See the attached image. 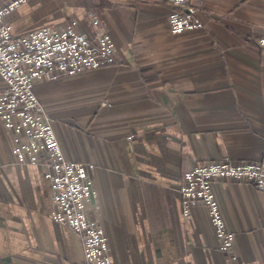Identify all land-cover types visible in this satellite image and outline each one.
Masks as SVG:
<instances>
[{
  "label": "crops",
  "instance_id": "obj_1",
  "mask_svg": "<svg viewBox=\"0 0 264 264\" xmlns=\"http://www.w3.org/2000/svg\"><path fill=\"white\" fill-rule=\"evenodd\" d=\"M193 2L204 27L178 34L163 0H28L4 18L22 34L97 7L115 42L112 64L35 84L64 155L94 163L115 264H264V190L214 178L233 261L203 206L183 216L179 192L198 160H264V0ZM11 145L0 120V264H83L81 235L48 215L44 168Z\"/></svg>",
  "mask_w": 264,
  "mask_h": 264
},
{
  "label": "built area",
  "instance_id": "obj_2",
  "mask_svg": "<svg viewBox=\"0 0 264 264\" xmlns=\"http://www.w3.org/2000/svg\"><path fill=\"white\" fill-rule=\"evenodd\" d=\"M170 5L172 33L203 26L199 10L190 0H164ZM27 0L0 3V119L13 133L12 151L20 162L44 167L50 183V215L82 236L83 264H114L108 250V236L99 217L96 190L88 168L93 162L67 159L60 148L45 106L34 93L36 81L76 74L114 60L115 45L95 10L85 25L69 19L15 35L4 18ZM264 48V32L256 39ZM129 138H133L129 135ZM232 177L264 190V160L232 161L228 158L198 161L182 174L179 192L182 213L191 216L193 207L205 208L216 248L235 260V232L224 218L215 194L214 178Z\"/></svg>",
  "mask_w": 264,
  "mask_h": 264
},
{
  "label": "rangeland",
  "instance_id": "obj_3",
  "mask_svg": "<svg viewBox=\"0 0 264 264\" xmlns=\"http://www.w3.org/2000/svg\"><path fill=\"white\" fill-rule=\"evenodd\" d=\"M28 1V0H27ZM164 1V0H163ZM103 2H107V1H102L101 3H103ZM108 3V2H107ZM167 3V2H166ZM168 4V3H167ZM190 4H192L194 7H196L198 10L200 9L197 5H195L194 4V2H193V0H190ZM169 5V4H168ZM169 9H170V5H169ZM91 10H95L97 13H98V15H99V17H100V20H101V24H102V19H101V15H100V13H99V11H98V8L96 7V8H92ZM91 10H89V11H91ZM12 12V11H11ZM10 12V13H11ZM169 12V11H168ZM88 14H89V12H87V14L84 16V17H82V18H75V19H78L79 20V25H81V26H83V25H85V23L87 22V20L88 19H86L87 17H88ZM199 14H200V18H201V20H202V22H203V26L202 27H204V21H203V19H202V17H201V13H200V10H199ZM8 15V14H7ZM74 17H72V18H69V19H73ZM68 19V20H69ZM167 19H168V14H167ZM67 21V20H66ZM6 22V21H5ZM7 23V22H6ZM61 23V22H60ZM8 24H10V23H8ZM54 24V23H53ZM11 26H12V30H13V25L12 24H10ZM168 25H169V22H168ZM103 26V25H102ZM103 28L108 32V30L103 26ZM201 28V27H200ZM197 29V28H196ZM169 30H170V28H169ZM191 30V29H190ZM186 31V30H185ZM171 32V31H170ZM182 32H184V31H182ZM264 32V31H263ZM14 33V32H13ZM109 33V32H108ZM172 33V32H171ZM181 33V32H180ZM110 34V33H109ZM173 34H178V33H173ZM262 34V33H261ZM260 34V35H261ZM15 35H18V34H15ZM259 35V36H260ZM111 36V35H110ZM259 36H257L256 37V39L259 37ZM112 38V37H111ZM112 40H113V38H112ZM113 42H114V40H113ZM256 44H257V42H256ZM114 45H115V42H114ZM258 45V44H257ZM260 47V46H259ZM264 49V48H263ZM115 53H116V46H115V52H114V60L112 61V62H110L109 64H112L114 61H115ZM109 64H106V65H109ZM106 65H103V66H106ZM100 67H102V66H100ZM100 67H98V68H100ZM91 69H97V68H91ZM91 69H85V70H91ZM85 70H82V71H85ZM82 71H80V72H82ZM79 73V72H78ZM77 74V73H76ZM71 75H75V74H71ZM62 76H69V75H62ZM60 77V76H59ZM46 79H49V78H46ZM46 79H43V80H39V81H36L35 83H34V85H33V90H34V93L37 95V97H38V99L41 101V103L45 106V104H44V102L41 100V98H40V96L37 94V92H36V90H35V84L36 83H38V82H41V81H44V80H46ZM54 79V78H53ZM2 80V79H1ZM3 82V81H2ZM2 85H3V83H2ZM1 85V86H2ZM45 108H46V106H45ZM46 111L48 112V114L50 115V117H51V113L49 112V110L46 108ZM1 120V119H0ZM1 122H2V120H1ZM51 123H52V117H51ZM2 125H3V127H4V129L6 130V132H7V134L10 136V138H11V141H12V145H11V152H12V154L14 155V153H13V151H12V147H13V145H14V141H13V133L10 131V130H8L5 126H4V124H3V122H2ZM53 126V125H52ZM54 129V128H53ZM55 131V130H54ZM56 134V133H55ZM130 135H132L133 136V138L135 137V135L134 134H130ZM57 136V135H56ZM128 138H129V135H128ZM133 138H129V139H133ZM58 139V138H57ZM58 142H59V140H58ZM59 145H60V143H59ZM60 148H61V146H60ZM61 151H62V149H61ZM62 153H63V151H62ZM63 155H64V153H63ZM65 156V155H64ZM14 157H15V160L17 161V162H19V163H22V164H32V163H26V162H20V161H18L17 160V158H16V156L14 155ZM66 157V156H65ZM67 158V157H66ZM223 158H228V159H230V160H232V161H241V160H235V159H233V158H230V157H228V156H225V157H221V158H219V159H217V160H220V159H223ZM67 159H70V158H67ZM72 160H75V159H72ZM253 160V159H252ZM76 161H80V162H90V161H84V160H76ZM198 161H212V160H198ZM197 161V162H198ZM215 161V160H214ZM197 162H195V164L197 163ZM194 164V165H195ZM36 165V164H35ZM193 165V166H194ZM39 166H41V165H39ZM94 166V165H93ZM92 166V167H93ZM192 166V167H193ZM43 167V166H42ZM92 167H89L88 168V173H89V169L90 168H92ZM44 168V167H43ZM190 169V168H189ZM45 170V169H44ZM188 170V169H187ZM184 173V172H183ZM182 173V174H183ZM182 174H181V178H182ZM90 175V174H89ZM90 177H91V175H90ZM44 178H45V180L47 181V190H48V197L50 198L49 200H50V206H49V208H48V215H50V213H49V210L51 209V207H52V200H51V190H50V183H49V181L46 179V177H45V175H44ZM219 178V177H218ZM228 178H232V177H228ZM91 179H92V177H91ZM180 183H181V180H180ZM250 183V182H249ZM92 184H93V180H92ZM253 185V184H252ZM179 186H180V184H179ZM214 187V186H213ZM255 187V186H254ZM94 188V187H93ZM215 191V190H214ZM216 194V193H215ZM181 195V194H180ZM217 196V195H216ZM98 200V199H97ZM220 203V202H219ZM181 205H182V201H181ZM220 206H221V204H220ZM222 209V208H221ZM192 211V210H191ZM223 212V211H222ZM224 215V214H223ZM51 216V215H50ZM52 217V216H51ZM190 218V217H189ZM224 218H225V216H224ZM54 219V218H53ZM55 220V219H54ZM56 221V220H55ZM226 221V220H225ZM57 222V221H56ZM59 223V222H58ZM59 224H61V223H59ZM211 224V223H210ZM62 226H65V227H68L67 225H64V224H61ZM103 225V224H102ZM69 228V227H68ZM103 228H104V230H105V227L103 226ZM72 229V228H71ZM232 229V228H231ZM74 230V229H73ZM76 231V230H75ZM234 232H235V230H234ZM79 233V232H78ZM105 233L107 234V236H108V250H109V235H108V233L106 232V230H105ZM80 234V233H79ZM81 235V234H80ZM82 237V236H81ZM235 238H236V232H235ZM109 254H110V252H109ZM110 257H111V259L113 260V258H112V256H111V254H110ZM84 260V259H83ZM114 262V261H113ZM115 264V263H114Z\"/></svg>",
  "mask_w": 264,
  "mask_h": 264
}]
</instances>
